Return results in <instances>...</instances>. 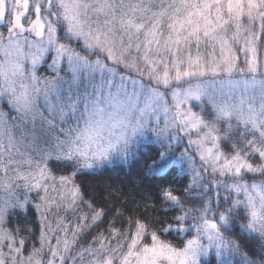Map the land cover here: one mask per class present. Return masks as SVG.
I'll use <instances>...</instances> for the list:
<instances>
[{
    "label": "snow or ice",
    "instance_id": "1",
    "mask_svg": "<svg viewBox=\"0 0 264 264\" xmlns=\"http://www.w3.org/2000/svg\"><path fill=\"white\" fill-rule=\"evenodd\" d=\"M117 165L163 217L105 223ZM213 256L264 264V0H0V264Z\"/></svg>",
    "mask_w": 264,
    "mask_h": 264
},
{
    "label": "trees",
    "instance_id": "2",
    "mask_svg": "<svg viewBox=\"0 0 264 264\" xmlns=\"http://www.w3.org/2000/svg\"><path fill=\"white\" fill-rule=\"evenodd\" d=\"M77 183L80 184L82 191L85 193L86 200H91L95 205L105 207L106 210L113 209L109 212L105 223L115 216L114 209L124 210L126 216L142 214L149 221L165 215L151 207L156 201L153 195H148L151 188L158 181L149 182L145 180L141 182L139 169L136 165H117L103 169L95 174H82L77 177ZM177 186L179 187L180 185L178 184ZM93 197H96V199H93ZM84 211H87V209L85 208ZM33 220L34 217L30 210L26 218L24 214L14 218L13 224L20 226L27 224L30 227H34L38 236V226L33 225ZM117 226L119 227L118 222ZM93 235H95V232H93ZM166 238L179 243V240L173 236ZM213 264H215L214 256Z\"/></svg>",
    "mask_w": 264,
    "mask_h": 264
},
{
    "label": "rangeland",
    "instance_id": "3",
    "mask_svg": "<svg viewBox=\"0 0 264 264\" xmlns=\"http://www.w3.org/2000/svg\"><path fill=\"white\" fill-rule=\"evenodd\" d=\"M43 70H44V69L42 68V69H41V72H43Z\"/></svg>",
    "mask_w": 264,
    "mask_h": 264
}]
</instances>
